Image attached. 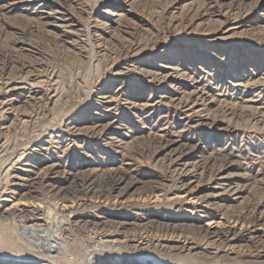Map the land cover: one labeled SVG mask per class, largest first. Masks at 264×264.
<instances>
[{
	"label": "rangeland",
	"instance_id": "374dc122",
	"mask_svg": "<svg viewBox=\"0 0 264 264\" xmlns=\"http://www.w3.org/2000/svg\"><path fill=\"white\" fill-rule=\"evenodd\" d=\"M129 2L133 5L125 6ZM42 11L57 12L67 27L62 31L43 24L48 20L38 21ZM159 65L170 71L184 69L185 80L173 73L161 83L160 77L151 80L141 73L162 69ZM14 68L25 89L9 109L0 108V210L35 205L17 201L9 192L8 168L29 163L41 170L58 163L62 170L77 167L84 173L120 167L145 182L140 186L159 187L136 195V206H106L99 212L128 217L138 210L151 220L178 216L177 224L197 222L225 229L230 223L223 215L200 212L197 197L205 189L187 196L177 188V176L153 139L159 130L182 143L204 146L216 158L236 161L240 167L230 171L244 172L250 181L264 180V113L251 102H264V0H0V75ZM191 80L215 100L199 116H189L172 102L192 90ZM105 94L112 98L109 107L126 125L123 141L130 144L119 152L108 140L84 129L94 125L98 110L105 111L101 99ZM148 99L144 110L131 107L134 101ZM70 122L82 130L73 134ZM95 183L107 188L112 179L103 172ZM258 186L246 192L242 203H229L234 206L231 210L263 217L264 183ZM179 198L184 201L180 208L174 205ZM20 224L17 217L0 216V264H32L40 259L39 248ZM233 227L244 232L241 224ZM146 228L156 236L155 226ZM249 234L244 233L249 239L240 236L228 249V258L222 254L225 242L217 245L220 258L213 254L215 249L212 254L172 251L164 257L137 251L135 257L148 264H264V242ZM186 236L199 242L193 234ZM84 244L93 246L91 241Z\"/></svg>",
	"mask_w": 264,
	"mask_h": 264
},
{
	"label": "bare ground",
	"instance_id": "6f19581e",
	"mask_svg": "<svg viewBox=\"0 0 264 264\" xmlns=\"http://www.w3.org/2000/svg\"><path fill=\"white\" fill-rule=\"evenodd\" d=\"M131 5L133 4L129 2L125 6ZM56 13L42 11L38 21L48 20L43 24L58 29L67 27L66 20L56 17ZM65 33L67 34V32ZM159 66L162 69L143 70L141 73L151 80L160 77L161 83H164L173 73L184 80L186 78L184 69L170 68V71L164 65ZM15 72L16 68L12 73L3 72L0 75V108L3 111L9 109L19 99L17 96H21L25 89L24 82L16 79L18 76ZM116 75H120V72ZM261 79L264 78L261 77ZM195 83V81L189 82L192 90L182 92L181 98L172 100L173 104L182 108L184 112H188L189 116L203 114L215 102L209 90L202 87L201 89L197 88ZM101 99L102 103L106 104L105 111L98 110L95 114L94 125L84 129L90 135L108 140L109 144L118 150L117 152L122 151L130 144V142L123 141V138L127 136L125 122L122 123L117 113L114 112V108L109 107L112 101L110 96L105 94ZM150 101V99L145 102L134 101L131 103V107L134 110H144L149 106L148 102ZM251 102L257 104L258 112L264 113V102L256 100ZM108 115H111L112 118L102 124ZM68 129H71L73 134H78L82 130L80 126L78 127L77 122H72ZM153 139L157 145V151L164 153L167 166L177 176L176 180L179 181V183L176 181L177 188L180 192L187 196H193L205 189V192L197 197L200 212L212 217L218 214L223 215L225 222L230 224L225 229H211L197 222L177 224L178 216L158 215L154 220H151L150 215L138 212V210L128 217H121L122 213L121 216L112 217L113 215L109 216L103 211L99 212V209L106 206L135 205L136 195L151 193L159 185L147 183L140 186L145 182L120 167L100 171L93 166V169L81 173L78 172L79 168L77 171V167H67L62 170L60 169L62 165L58 163L51 164L41 170H37L35 165L23 163L15 169L11 170L10 168L9 170L8 168L5 171L8 173L6 175L10 187L9 192L15 195L17 201H29L35 205L29 208L3 209L0 210V216L4 219L17 217L21 223L23 234L28 235L39 248V250L36 248L39 251L36 257H40V259L32 264H54L60 262L59 260L62 258L76 264H148L149 262L147 263L145 260L138 259L140 262L137 261L135 257L137 251H142L143 255L164 257L172 251L175 255L192 252L212 254L210 250L215 249L213 254L218 256L217 245L220 246L223 242L227 247L225 245V249L221 247V250L224 249L222 254L228 258V249L234 246L240 236L244 240L249 239L247 236L245 237L244 233L257 234L260 236L259 241L264 242V215L263 217L261 215L246 217L231 210L234 207L233 203H242L247 196L246 192L250 189L254 190L258 184L264 183V180L250 181L246 173L230 171L234 167H240L235 163L236 161L229 162L224 158H216L211 153L208 154L204 146L182 143L179 139L169 137L162 130L154 134ZM103 172H107L112 179V184L107 188L95 183V180ZM122 172L124 173L122 174ZM195 181L196 183L192 185ZM183 202L179 198L174 201V205L180 208ZM51 207L54 211L47 214ZM130 208H127L128 211H131ZM231 223L233 225L241 224L244 232L240 233V228L236 232ZM147 226L156 227V236L152 237L144 231ZM142 229L143 232L140 231ZM188 233L197 237L199 242L189 241L190 237L186 236ZM85 241H91L93 246L86 247ZM261 255L263 256V254ZM218 257L220 258V256ZM214 260L217 261V259ZM221 261L224 262V260ZM214 263L216 262L214 261Z\"/></svg>",
	"mask_w": 264,
	"mask_h": 264
}]
</instances>
